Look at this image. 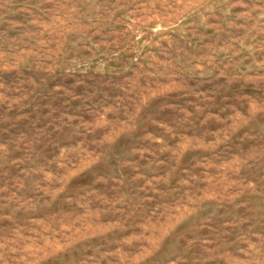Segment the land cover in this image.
<instances>
[{
  "label": "rangeland",
  "instance_id": "374dc122",
  "mask_svg": "<svg viewBox=\"0 0 264 264\" xmlns=\"http://www.w3.org/2000/svg\"><path fill=\"white\" fill-rule=\"evenodd\" d=\"M0 264H264V0H0Z\"/></svg>",
  "mask_w": 264,
  "mask_h": 264
}]
</instances>
